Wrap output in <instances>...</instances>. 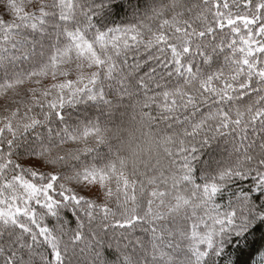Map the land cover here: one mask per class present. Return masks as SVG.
<instances>
[{
  "label": "snow or ice",
  "instance_id": "obj_1",
  "mask_svg": "<svg viewBox=\"0 0 264 264\" xmlns=\"http://www.w3.org/2000/svg\"><path fill=\"white\" fill-rule=\"evenodd\" d=\"M0 264H264V0H0Z\"/></svg>",
  "mask_w": 264,
  "mask_h": 264
},
{
  "label": "trees",
  "instance_id": "obj_2",
  "mask_svg": "<svg viewBox=\"0 0 264 264\" xmlns=\"http://www.w3.org/2000/svg\"><path fill=\"white\" fill-rule=\"evenodd\" d=\"M156 6H163V0H155ZM107 136L111 142L113 154L117 152L121 157L128 160L129 171H131L132 160L129 148L135 147L136 143L142 141V133L150 131L147 126H141L136 119L127 114H117V118L107 126ZM146 147V146H145ZM147 155V152H145Z\"/></svg>",
  "mask_w": 264,
  "mask_h": 264
}]
</instances>
